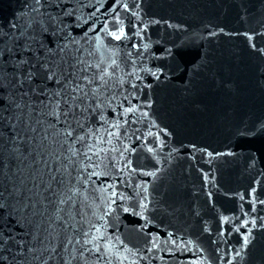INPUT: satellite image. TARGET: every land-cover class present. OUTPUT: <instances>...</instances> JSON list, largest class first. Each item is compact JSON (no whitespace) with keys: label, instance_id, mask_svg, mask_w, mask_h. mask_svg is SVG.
<instances>
[{"label":"water","instance_id":"obj_1","mask_svg":"<svg viewBox=\"0 0 264 264\" xmlns=\"http://www.w3.org/2000/svg\"><path fill=\"white\" fill-rule=\"evenodd\" d=\"M126 2L129 11H117L125 25L131 21L129 39L111 42L120 45L119 55L97 52L95 40L81 53L92 64L103 60L102 67L114 58L119 67L110 68L107 96L115 99L106 114L112 119L95 125L104 142L88 141L107 150L100 153L107 167L97 171L110 175L81 186L88 199L73 222L75 236L81 243L83 232L97 237L87 247L99 245V264H264V0ZM31 3L0 0V27L25 24ZM94 10L81 14L87 19ZM103 12L97 17L104 19ZM99 35L107 46L109 38ZM129 107L135 111L125 113ZM112 191L132 199H117L115 211L100 219ZM144 196L147 220L122 210L141 212L137 202ZM8 227L21 236L25 231L14 221ZM71 234V228L60 232L58 250ZM73 245L80 248L75 238ZM85 255L96 264L99 254Z\"/></svg>","mask_w":264,"mask_h":264},{"label":"snow or ice","instance_id":"obj_2","mask_svg":"<svg viewBox=\"0 0 264 264\" xmlns=\"http://www.w3.org/2000/svg\"><path fill=\"white\" fill-rule=\"evenodd\" d=\"M29 7L32 15L25 24H11L8 30L0 27V264H72L73 260L88 264L85 252L99 254L96 256L99 264L104 255L99 245L87 247L97 237L89 240V233L83 232L81 243V238L75 236L77 228L73 222L77 215H82L84 201L88 199L81 192V186L89 182L95 185L94 176L110 175L107 171H97L107 167L100 158V153L107 150H95L97 146L88 141L104 142L95 125L98 123L103 128L112 119L106 109L111 108L115 95L109 98L107 91L109 79L114 75L110 68L119 65L114 58L110 67H102L103 60L92 64L81 53L87 52L84 44L95 40L97 52L106 48L112 57L119 55L120 45L111 42L122 44L129 39L131 21L125 25L117 8L128 12L130 6L126 0H88L87 3L85 0H32ZM89 7L95 10L85 19L81 13ZM101 8H104L101 13L104 19L96 15ZM99 32L109 38L107 46ZM132 47L139 52L138 45ZM147 71L151 73L150 69ZM117 83L122 86L123 81ZM133 111L131 107L124 109L125 113ZM112 112L117 117L121 115L116 109ZM110 126L120 127L118 123ZM105 131L108 136L118 135ZM260 131H264V123ZM93 156L101 159V163L92 162ZM106 188L112 185L93 188V191L103 192ZM117 199L132 197L112 191L100 219L115 211L113 205ZM144 201L137 202L139 213L135 208L122 210L147 220L143 216L148 210L147 196ZM77 203L81 205L80 210ZM10 221L25 229L22 236L8 227ZM69 228L72 234L66 238L62 251L58 250L59 234ZM74 238L79 249L73 245ZM244 243H249L248 236L244 237ZM152 244L156 246L155 239ZM69 245H73L71 251Z\"/></svg>","mask_w":264,"mask_h":264}]
</instances>
